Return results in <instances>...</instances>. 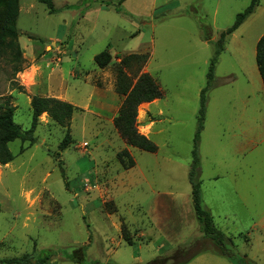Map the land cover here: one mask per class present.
I'll use <instances>...</instances> for the list:
<instances>
[{"label": "rangeland", "instance_id": "374dc122", "mask_svg": "<svg viewBox=\"0 0 264 264\" xmlns=\"http://www.w3.org/2000/svg\"><path fill=\"white\" fill-rule=\"evenodd\" d=\"M17 1L16 35H0V97L16 107L14 122L22 132L29 129L35 95L79 110L70 120L71 142L61 151L65 127L46 113L38 117L32 140L8 144L14 159L0 165V259L51 250L48 264H79L67 254L84 246L86 264H146L160 252L145 209L156 198L189 189L199 95L215 42L250 0H52L53 13L38 0ZM263 33L260 0L217 57L198 142L202 204L211 215L224 208L218 201L209 206L216 182L207 176L224 173L227 163L254 174V206L229 204L240 212L234 224L214 220L244 259L241 264H264L262 230L246 222L251 213L264 215V142L248 141L264 135V89L255 63ZM103 50L111 61L99 68L93 57ZM130 53L148 56L125 69L132 81L148 72L163 92V116L149 136L154 153L128 146L113 124L123 101L114 69ZM142 118L139 105V132ZM234 141L244 146L243 154L233 153ZM123 149L135 160L133 167L117 160ZM229 185L220 177L216 188ZM146 228L149 235H141ZM191 242L188 254L212 247L197 225L171 248ZM185 257L177 254L176 260ZM186 264L233 263L207 250Z\"/></svg>", "mask_w": 264, "mask_h": 264}, {"label": "trees", "instance_id": "16d2710c", "mask_svg": "<svg viewBox=\"0 0 264 264\" xmlns=\"http://www.w3.org/2000/svg\"><path fill=\"white\" fill-rule=\"evenodd\" d=\"M44 4L50 12H55L52 0H38ZM260 0H250V3L238 14H236L233 23L219 34L215 42V50L210 59L206 84L200 91L199 110L197 118V127L193 136V144L191 150V163L188 172V180L191 186V199L198 222L199 231L204 238L211 241L212 247L188 254L194 245V242L184 243L179 249L177 247L169 248L165 252L157 255L146 264H186L193 257L207 250L214 252L220 256L226 257L233 264H241L244 261L237 256L234 245L230 237L226 236L221 230L214 225L213 218L208 209L202 204L200 173V157L198 153V142L200 132L203 129L206 93L212 88L214 80V69L218 55L224 49V43L232 32H234L242 22L253 12L254 7L259 4ZM118 12H123L120 8H115ZM18 17V1L17 0H0V35L15 36L17 32L16 20ZM148 56L145 53H130L120 58L115 65V91L123 96V101L113 119L114 127L128 146L137 148L142 151L154 153L157 146L144 134L137 129V108L143 102H151L154 99L162 97V90L157 82L148 72H141L133 82L131 77L125 72L132 62L143 64ZM93 61L99 68H105L111 61V53L103 50L93 57ZM255 63L261 81L264 86V33L259 37L255 47ZM31 123L29 129L22 132L20 126L14 122V111L16 109L8 100H2L0 97V165H6L14 159V155L9 149L8 144L16 139L26 138L33 139V132L38 124V117L46 113L47 116L57 123L65 127V133L58 145V150L66 148L71 142L70 136V120L73 114L79 108L70 102L47 96H32L30 100ZM117 160L125 168L134 166V159L127 149H123L116 154ZM124 158H127L125 162ZM126 240V238H125ZM177 254L186 255L182 260H176ZM188 254V255H187ZM54 256L53 251L45 250L39 253H25L20 257L0 259V263L8 264H48L50 258ZM67 257L79 264H86L85 247H79L67 254ZM239 259H238V258ZM241 259V260H240ZM246 260V259H245ZM90 264H96L95 261ZM115 264V263H108Z\"/></svg>", "mask_w": 264, "mask_h": 264}, {"label": "crops", "instance_id": "0c3cea01", "mask_svg": "<svg viewBox=\"0 0 264 264\" xmlns=\"http://www.w3.org/2000/svg\"><path fill=\"white\" fill-rule=\"evenodd\" d=\"M262 87L264 89L263 83ZM159 99L160 98L154 99L151 102H143L140 104L143 111V118L138 120V122L142 124L140 126L142 131L140 130V133L144 134L148 138H150L149 136L152 133L153 127L157 124V122L161 121V117L163 116L162 109L158 107ZM153 108L156 110L154 111ZM152 110L154 112H152ZM257 136L258 137L256 138L248 137V139H253V145L261 144L264 142V135L259 134ZM252 139L248 141L250 142ZM242 150H244V146H241L240 142L238 143L234 141L233 153L235 155L243 154ZM222 171L224 172L222 174L212 172V175L207 176V179H211L213 182L215 181L217 183V180L220 177H227L229 179L230 185L227 186L224 191H218L215 183L214 193L212 192L211 194L209 206L212 205V201H218L224 208L222 213L220 212L216 213L214 216L212 215V218H214L213 222L214 220H222L223 218L226 222L234 224L237 222V219H239L240 212L234 210L233 208H229L228 205L234 203L236 205H239L242 203L243 208H246V203V205L250 207L254 206V195L252 192L255 189L253 180L254 174L250 170L249 172H245L242 167L237 168L236 164L235 166H233L228 163L222 166ZM200 176L201 172L199 173V179ZM184 190V193L167 195L161 201L158 200L159 198H156L151 203V209L149 207L145 209L148 215L147 218L149 219L148 228L155 232V235L158 238L157 246L159 247V254L165 252L167 249L173 247L178 241H181L183 238L187 237L193 230H195L198 225L192 205L191 186L189 187L187 192L186 189ZM205 208H207L206 205ZM246 222L251 229H254L255 227L261 228V234L264 235V215L256 216L251 213ZM238 227H233L235 228L233 230V232L235 233H232L233 235L237 234L239 230L237 229ZM148 228L142 230L141 235H149ZM120 239L123 240V238ZM144 239H146L145 241L150 240L147 237ZM247 240L249 242V238H247ZM123 241L125 242V240Z\"/></svg>", "mask_w": 264, "mask_h": 264}]
</instances>
